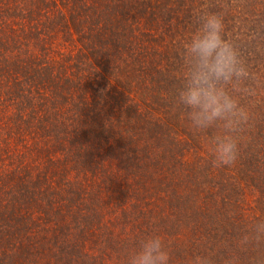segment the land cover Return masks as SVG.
<instances>
[{"label":"rangeland","instance_id":"obj_1","mask_svg":"<svg viewBox=\"0 0 264 264\" xmlns=\"http://www.w3.org/2000/svg\"><path fill=\"white\" fill-rule=\"evenodd\" d=\"M73 1L26 0L29 11L25 14V10L13 12L15 8L5 12L3 5L11 6L13 2L0 0V22H6L0 26L4 46L0 49V264H80L82 259L90 260L89 255L94 257L93 264H116L110 258L113 251L106 255L107 248L102 243L90 242L87 236L91 228L87 223L90 209L83 203L93 201V185L100 179L107 180L109 175L102 177L101 168H82L87 161L94 165L86 157L90 134L83 131L87 126L90 130L94 123L88 117L78 116L83 112L80 106L86 89L81 86L80 71L64 56L73 48L78 59L83 47L75 34L74 47L67 42L72 32L65 31L60 23L69 22L70 14L76 10V17L84 19L83 8L95 0H75L77 4L71 10ZM185 1L192 11L209 3L208 0H202V4L197 0ZM215 3L203 10L224 14L227 35L237 43L253 77L248 81L253 89L251 95L241 99L258 100L261 109L250 111L241 140L256 144L255 140L261 139L258 135L264 133V0H216ZM164 4V0L158 3ZM178 7L180 11L183 4ZM169 16L159 14L150 22L140 21L142 24L135 32L137 50L127 64H123L126 59L119 61L122 73L118 80L122 84L113 96L116 100L113 103L124 99L119 102L123 107L136 103L145 117L156 122L161 121L165 107L181 115L176 105H159L160 99L151 93L165 87L171 101L179 83L180 44L196 26L195 15H183L178 22ZM11 38L17 40L11 42ZM129 46L126 42L125 50ZM166 53L171 56L168 58ZM142 60L149 65H141ZM113 62L114 57L109 56L105 66L114 67L115 71L117 67L109 64ZM161 77H164L162 81ZM112 78L115 77L105 79ZM80 87L82 94H78ZM44 117L48 118L44 120ZM222 171L228 175L232 172ZM77 183L81 186H76ZM82 190L85 198L78 203L76 193ZM104 190L97 195L106 207L101 208L100 201L96 208L108 220L106 228L119 232L128 222L122 214L126 203L114 207L108 200L110 191ZM116 214L115 221L109 224L110 217ZM72 219H75L73 227ZM106 228L99 229L95 238L104 237L108 233Z\"/></svg>","mask_w":264,"mask_h":264},{"label":"trees","instance_id":"obj_2","mask_svg":"<svg viewBox=\"0 0 264 264\" xmlns=\"http://www.w3.org/2000/svg\"><path fill=\"white\" fill-rule=\"evenodd\" d=\"M11 1V6L3 5L5 12H12L15 8L13 12L25 10V14L28 13L26 0L20 3ZM159 1L95 0L83 8L84 19L76 17V10L70 14L69 22L64 20L60 23L65 31L72 32L67 42L74 47L75 34L83 47L81 55L78 52V59L73 48L64 56L68 62H74L81 74V86L86 89L85 94H82L83 87L78 92L82 94L80 109L83 110L78 116L80 119L88 117L94 123L90 130L88 126L83 129L90 134L89 142L85 140L91 149L86 157L94 165L90 166L87 161L82 168H101L104 170L100 171L102 177L109 175L107 180L100 179V184L96 181L93 185V201L83 203L90 209V221L87 223L91 228L87 236H90V242L102 243L108 250L106 255L113 251L110 258L116 264H124L127 254L147 233H156L163 238L171 253V264H188L190 258L197 254L213 256L216 264H224L228 256L234 258L235 264H253L254 260L257 264H264V245L254 251L241 247L239 242L250 222L264 219V133L258 135L261 139L255 140L256 144L241 140L234 164L218 168L211 162L206 149H202V145L205 146L202 138L189 129L182 115L171 113L165 107L164 116L156 122L145 117L136 103L125 107L119 103L125 99L113 103L116 101L113 100L114 93L117 94L122 84L118 80L122 70L118 67H122L123 59L128 60L123 62L127 64L137 50L135 32L142 24L141 20L147 23L161 14L170 15L178 22L183 15L191 17L194 12L216 4V0H208V4L197 6L196 11H192L185 0H164L162 6L158 5ZM197 1L202 4V0ZM76 4L74 0L71 10ZM181 4L183 7L179 11ZM21 11L19 14L22 16ZM5 23L0 22V26ZM16 40L11 38V42ZM125 41L130 43L126 50ZM1 48L4 46L0 40ZM109 56L114 57V62L109 64L117 67L115 71L114 67L105 66ZM85 65L89 69L84 68ZM141 65L149 64L142 60ZM106 77L115 78L109 80ZM156 91L151 94L160 99L159 105L173 103L175 106L174 96L170 101L165 87ZM51 98L53 100V94ZM241 102L249 111L261 109L259 101L251 97L241 99ZM224 169L232 172L228 175L222 171ZM102 190L110 191L108 200L114 207L126 203L122 214L128 222L121 226L119 232L106 228L108 220L103 219L96 208L100 201V207H106L97 195ZM76 194L79 203L84 197L83 190ZM116 216L110 217L109 224L115 221ZM72 221L73 227L75 219ZM104 226L108 233L95 238L94 234ZM182 236L184 239H180ZM89 257L90 260L82 259L80 264H93L94 257Z\"/></svg>","mask_w":264,"mask_h":264},{"label":"clouds","instance_id":"obj_3","mask_svg":"<svg viewBox=\"0 0 264 264\" xmlns=\"http://www.w3.org/2000/svg\"><path fill=\"white\" fill-rule=\"evenodd\" d=\"M195 25L180 44L174 103L189 129L202 138L211 162L218 168L231 166L250 120L241 98L251 95L248 81L253 77L237 43L227 35L222 12L199 10ZM239 242L254 251L264 245V219L250 222ZM124 264H171V253L159 234L147 233L127 254ZM188 264L216 261L211 255L197 254ZM224 264H235V260L228 256Z\"/></svg>","mask_w":264,"mask_h":264}]
</instances>
